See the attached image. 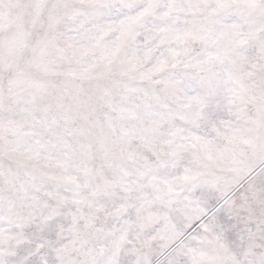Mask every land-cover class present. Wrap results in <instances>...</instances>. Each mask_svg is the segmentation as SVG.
<instances>
[{
	"label": "snow or ice",
	"instance_id": "obj_1",
	"mask_svg": "<svg viewBox=\"0 0 264 264\" xmlns=\"http://www.w3.org/2000/svg\"><path fill=\"white\" fill-rule=\"evenodd\" d=\"M0 264H264V0H0Z\"/></svg>",
	"mask_w": 264,
	"mask_h": 264
}]
</instances>
